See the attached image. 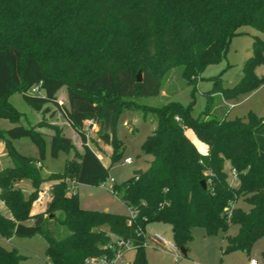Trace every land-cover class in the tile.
Listing matches in <instances>:
<instances>
[{
	"label": "trees",
	"instance_id": "16d2710c",
	"mask_svg": "<svg viewBox=\"0 0 264 264\" xmlns=\"http://www.w3.org/2000/svg\"><path fill=\"white\" fill-rule=\"evenodd\" d=\"M243 25L264 32V0H0V120L16 124L0 128L11 160L0 168V200L11 212V217L0 212L1 235L9 238L18 223L32 221L47 241L49 264L111 258L114 250L108 246L118 240L132 244V264H147L144 233L154 222L170 225L179 249L188 251L192 229L201 226L209 235L223 232L224 253H250L264 236V115L250 110L246 118H228L218 116L216 108L264 83L254 71L264 64V41L254 36L243 75L233 85L224 86L220 75L212 77L199 116L191 113L193 101L187 106L142 102L160 95L162 80L174 67L194 84L207 66L221 62ZM35 87L39 92H32ZM63 87L64 106L57 96ZM13 92L42 114L56 106L79 135L82 151L60 128L51 136V156L67 155L62 171L40 174L47 141L39 127L45 122L21 124L22 113L8 100ZM125 109L144 117L153 113L157 120L141 148L151 157L148 167L112 187L134 215L84 209L69 180L93 185L105 179L108 169L89 145L85 120L98 124L112 163L122 155L117 125ZM187 129L208 146L206 154ZM24 137L37 146V156L17 150L13 141ZM227 163L237 185L228 179ZM23 180L32 186L27 195L18 184ZM48 181L51 199L44 211L32 214L40 184ZM240 197L250 205L248 211L236 206ZM53 219L64 235L48 229ZM231 224L239 226L234 236L228 233ZM24 258L16 248L0 245V264H21Z\"/></svg>",
	"mask_w": 264,
	"mask_h": 264
},
{
	"label": "rangeland",
	"instance_id": "374dc122",
	"mask_svg": "<svg viewBox=\"0 0 264 264\" xmlns=\"http://www.w3.org/2000/svg\"><path fill=\"white\" fill-rule=\"evenodd\" d=\"M238 31L240 33L231 38L227 53L221 62L207 66L194 84H187L181 76V68L174 67L163 78L160 95L142 99V102L149 105H158L169 101H177L181 105L187 106L193 101L191 113L195 117L199 116L206 105L204 91L209 90L213 86L212 77L220 75L224 86L233 85L243 75V64L251 55L254 36L264 41V32L257 30L253 26L243 25ZM254 71L258 77L264 80V64H257L254 67ZM57 96L60 105H67L66 87H63ZM8 100L16 110L22 113L21 124L28 126L42 121L45 122L43 127H39V130L45 134L47 141L46 158L40 171L42 176L64 169L67 155L64 152H60L57 158H53L50 153V139L55 134L56 127L60 128L63 134L69 136L76 148L82 151V142L79 135L68 123L59 108L51 105L50 110L45 114L37 112L25 102L20 92L11 93ZM250 110L258 116L264 115V83L251 92H241L236 97L225 99V102L219 103L216 108L218 116H222L225 113L228 118H246ZM156 121V116L153 113H149L147 117H144L136 109H125L121 112L117 128L118 136L122 139L124 146L121 157L112 163L108 156L111 152V147L99 138V126L94 127L89 136V145L96 151L108 169L105 179L93 185H75L74 181L69 180L70 189L78 192L82 208L122 215L130 213L129 208L113 193L111 178L115 180V184H120L132 177L134 171L148 167L151 157L143 154L141 148L143 142L154 129ZM14 125L16 124L8 119L0 120V128L6 129ZM13 143L17 150L24 155H38L37 146L28 137L15 139ZM73 156L74 153L71 152L68 157L72 159ZM127 156L133 158L132 163H123L124 158ZM7 165H11V160L7 155L4 140L0 138V168ZM225 170L231 184L237 185V177L233 174L229 163L226 164ZM18 184L23 188L25 195L32 190L31 183L28 180H23ZM51 184V181L41 183L38 194L43 189H50ZM50 199L51 195L41 200L36 198L32 204L34 213L44 211ZM236 206L245 211L250 208V205L243 197L238 199ZM0 212L5 216L11 217L10 210L1 200ZM29 223H32V221ZM48 229L55 236H62L65 233V229L54 219L48 224ZM238 230L239 226L237 224H231L228 233L234 236L238 233ZM155 232L161 233L166 239L173 240L169 224L161 222L150 223L146 228L147 244L145 246V257L147 264H250L251 259H256L259 264H264V258L262 257L264 236L254 243L250 253L242 250L224 253L222 231L209 235L203 227L196 226L192 229L193 239L188 243L189 252L185 256L180 250L176 254L170 250L155 248L150 239ZM0 245L8 249L16 248L24 255L25 258L21 264H48V258L45 253L47 241L40 232L31 235L14 234L9 238L3 237L0 233ZM134 256L135 250L130 248L124 253L123 259L126 264H132Z\"/></svg>",
	"mask_w": 264,
	"mask_h": 264
},
{
	"label": "built area",
	"instance_id": "2783aa9c",
	"mask_svg": "<svg viewBox=\"0 0 264 264\" xmlns=\"http://www.w3.org/2000/svg\"><path fill=\"white\" fill-rule=\"evenodd\" d=\"M32 92H39V88L35 87L32 88ZM98 126L97 123L93 122L91 119H86L83 127V131L85 132L86 137L89 139V136L91 135L94 127ZM133 162V158L130 156H127L124 158L123 163L130 164ZM233 174L236 175L235 170H232ZM111 182H115L113 178H111ZM50 197V189H43L38 194V199L41 200L42 198ZM131 215H134L132 211H130ZM145 237V243L147 244V238H146V232L144 233ZM152 245L155 248L158 249H164V250H170L174 253H178L180 250L175 242L173 240L166 239L161 233L155 232L150 237ZM108 247L112 248L114 250L113 256L111 258L103 255L98 257H91L87 260L88 264H126L123 256L124 253L129 250L130 248H133L132 244L129 241H122L118 240L115 241V244H110ZM250 264H259L256 259H251Z\"/></svg>",
	"mask_w": 264,
	"mask_h": 264
},
{
	"label": "water",
	"instance_id": "95a60500",
	"mask_svg": "<svg viewBox=\"0 0 264 264\" xmlns=\"http://www.w3.org/2000/svg\"><path fill=\"white\" fill-rule=\"evenodd\" d=\"M137 80L138 81L142 80L141 72H139L137 74ZM142 173H143V170L139 169V170L134 171L133 176H139ZM201 185H202V187L204 189L207 188L205 180L201 181ZM39 229H40V227L36 226V225H26V224H23V223H18L16 228H15V233L16 234H20V235H31V234H34V233L38 232ZM180 251H181L182 254L187 255V251H186L185 248H181Z\"/></svg>",
	"mask_w": 264,
	"mask_h": 264
},
{
	"label": "crops",
	"instance_id": "0c3cea01",
	"mask_svg": "<svg viewBox=\"0 0 264 264\" xmlns=\"http://www.w3.org/2000/svg\"><path fill=\"white\" fill-rule=\"evenodd\" d=\"M224 102H225V100H224ZM186 134H187V136H188V137H189V138L195 143L196 147L198 148V150H199L201 153L206 154V153L208 152V146H207L205 143L201 142V141L197 138V136L195 135V133H194V131H193L192 129H187V130H186ZM31 213H32V214H35L33 209L31 210ZM27 225H32V223H28ZM188 252H189V248H188L187 253H188ZM48 264H49V263H48Z\"/></svg>",
	"mask_w": 264,
	"mask_h": 264
}]
</instances>
